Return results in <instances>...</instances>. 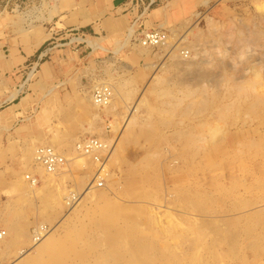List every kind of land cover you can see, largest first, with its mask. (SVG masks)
Listing matches in <instances>:
<instances>
[{"label":"rangeland","instance_id":"1","mask_svg":"<svg viewBox=\"0 0 264 264\" xmlns=\"http://www.w3.org/2000/svg\"><path fill=\"white\" fill-rule=\"evenodd\" d=\"M54 2L55 0H45L43 6L39 7V0H0V67H8L6 60L13 57V54L9 53L7 49L2 51L3 46L10 45L8 39H16L22 44L25 41L28 42L30 38H37L44 33L43 27H35L38 22H34L33 18L38 16L39 9H41V13H47L48 17L49 14H55L52 7ZM135 4L137 6L135 12H138L136 13L138 19H135L137 24L136 22L131 24L126 32L122 31V33L111 35V33L102 32L99 29L96 31L98 33L94 34L90 28L75 31L61 30L48 40L35 58L33 57L13 71L9 70L6 74V78L11 75L14 79L16 76L18 84L23 87L20 90L21 96L18 101L14 104L8 103L4 105L3 109H0V232L5 230L6 236L8 235L0 241V264H22L17 259L18 253L21 249H29L32 246L34 232L40 226L46 229L42 236L53 230V235L59 238L64 245L59 246L54 253L47 254L43 258L45 261L42 260L38 264H46L47 260L52 262L54 255L55 259L58 255H64L66 258L72 257L73 261L79 260L82 256L80 262L75 263L70 261L71 258L70 264L91 263L97 255L96 252L91 251V254H94L92 256L88 247L89 243L96 242V240L98 241L97 245L100 243V245L103 243L111 245H103V247L98 245L99 250L103 248L98 250V255L109 247H114V253L117 256H113L121 264L139 263L134 258L137 257V253L133 249L134 242L135 248L141 249L136 250L143 253V256H138L141 260L139 264H264V0H138ZM28 19L32 21H28ZM53 26L54 24L51 22L46 25L45 29L48 33ZM58 27H60L58 29H62V26ZM152 29L167 31L170 40H172L169 42L173 43L187 32L188 41L191 40L190 59L173 57L174 61L171 59L172 57L166 55L167 52L162 48L150 49L149 53L141 49L144 53L141 55L139 53L140 44L135 41V35L141 31ZM52 30L54 31V29ZM193 46L197 48L196 52H194ZM214 50L216 52L218 50V52L216 53ZM172 61L173 63H171ZM150 63L157 64L158 68L146 69L147 64ZM187 63L194 65L189 66ZM173 70L175 71L173 72ZM191 70L214 73L218 76V82L207 81L196 86L192 79L188 81V77L192 78L191 75L189 76ZM233 76V79L238 78L236 79L238 83L240 82L239 78L243 77L241 78L243 79L241 80L242 84L241 82L239 85L232 83L235 81L231 79ZM258 80L259 83H256ZM109 84L115 85H112L116 92L111 99L114 103L110 101L109 105L99 106L96 109L92 96L101 85ZM179 87L182 91L178 89ZM216 87H218V91L214 90L217 89ZM171 90L172 92H170ZM167 100H169L168 103ZM149 109L150 111H148ZM132 110L135 111L132 112ZM92 113L94 116L97 114L98 117L92 119ZM148 113L150 114L148 115ZM223 115L225 116L222 117ZM229 115L230 117H228ZM116 118H118V122ZM129 122L131 123L129 124ZM182 122L185 124L183 125ZM167 124L170 125L167 126ZM102 126L104 128L101 129ZM180 126L185 127L181 128ZM112 127H115L114 131H112L114 129ZM146 129L153 132H151L155 138L153 143L148 142L146 136H142ZM90 130H93L94 134ZM193 130L196 134L193 133ZM178 132L179 134L176 135ZM169 133L175 134L170 135ZM155 136L160 137L156 140ZM190 137L196 138L195 141L193 142L192 138L189 139ZM55 138L56 140H53ZM88 139L112 143L113 145L108 147L107 151L109 152L114 144H117L116 156L118 157L119 154L120 160L115 157L112 162H109L110 165L108 163L110 171L107 169L106 175L101 182L99 181L102 186L95 180L93 184L98 183L96 186L94 185L93 190L95 191L92 194L95 193V195H90V198L86 197L73 210L70 209L72 203L68 196L76 195L77 199L82 193L81 188H86L87 183L97 173L100 164L104 163L108 156L107 151H105L107 155L102 152L105 157L100 154L99 161H95L92 156L88 157L76 148L78 153L73 151L74 147H77V143ZM199 139L202 149L200 154L196 148V145L200 143ZM188 141L189 143H187ZM135 143L137 145H134ZM213 144L218 148L215 153L218 156L217 168L210 166V157L214 154V149L211 148ZM36 147H52V149L66 154L67 158H64L66 160L64 163L69 162L68 165L60 167L58 169L60 171L54 173L53 177L42 176L37 170L35 162L31 160L37 150ZM31 151L33 152L31 153ZM204 152L208 153L209 160L203 158ZM224 156H229V159ZM193 157L196 158L192 160ZM78 158L82 161H77ZM142 158L143 160H141ZM145 158L147 159L145 160ZM148 159L154 161L151 162ZM179 165L181 167L178 170ZM24 175L38 180L33 187L36 190L34 195L29 191L31 183L27 178L25 180L28 185L25 191L15 187L20 181L18 178H25ZM47 177H50L51 180L47 179V181ZM82 177L86 180L88 178V182L83 183ZM43 180H46L47 183ZM182 182L184 183L182 184ZM67 193L68 195H66ZM99 195L106 198L107 204L116 205L121 210L120 216L123 214V217L119 216L117 223L109 225L108 229L107 226H102V218L99 215H94L106 205L95 200ZM31 198H33L32 201H30ZM75 198L73 203L76 202ZM29 202L32 203L28 204ZM11 208L16 211L10 212ZM47 211L51 214H48ZM19 212L23 215H19ZM140 213L142 215H139ZM98 217L101 219L99 220ZM132 218H134L133 221ZM139 219L140 221H138ZM12 222L15 223L12 224ZM72 224L73 229H82L86 233L85 240L77 244V246H81V249L75 250L77 253L73 251L74 249L72 251L67 249V247L69 248L67 239ZM168 226L171 227L168 228ZM175 226L178 228L176 229ZM10 227L14 230L15 228L17 230L18 227L17 232L16 230L15 232L10 231ZM161 227L163 228L160 229ZM118 231L120 235L117 233ZM164 231L166 232L164 233ZM152 238L155 241H152ZM11 240L14 242L12 246L6 247L5 241ZM113 240L117 243H114ZM137 243L141 248L136 245ZM85 247H87L88 254L91 255L89 258ZM149 247L151 250L153 249L152 252L149 251ZM80 251L81 253H79ZM148 251L151 256L147 255L146 257L145 252L148 254ZM56 252L60 254L56 255ZM62 253L66 255H62ZM129 254L130 256H128ZM120 256L122 257L119 258ZM85 257L87 261L83 260ZM147 258H151V260H147Z\"/></svg>","mask_w":264,"mask_h":264},{"label":"bare ground","instance_id":"2","mask_svg":"<svg viewBox=\"0 0 264 264\" xmlns=\"http://www.w3.org/2000/svg\"><path fill=\"white\" fill-rule=\"evenodd\" d=\"M264 18V17H263ZM241 21L239 20V23H240ZM249 22V21H248ZM247 22V23H248ZM228 23V22H227ZM238 23V24H239ZM243 23V22H242ZM244 23H245V21H244ZM237 24V25H238ZM246 24V23H245ZM184 25H186L185 23H184ZM190 25V24H189ZM194 25V24H193ZM213 25V24H212ZM230 25H232V24H230ZM264 25V24H263ZM241 26V25H240ZM244 26V25H243ZM178 27H179V25H178ZM186 27H188V26H186ZM185 27V28H186ZM190 27V26H189ZM242 27V26H241ZM181 28H182V26H181ZM184 28V27H183ZM216 28V27H215ZM247 28V27H246ZM245 28V29H246ZM177 29V28H176ZM188 29V28H187ZM210 29H211V26H210ZM221 29V28H220ZM223 29V28H222ZM169 30H170V28H169ZM181 30H183V29H181ZM213 30V29H212ZM171 31V30H170ZM184 31V30H183ZM220 31V30H219ZM221 31H223V30H221ZM177 32V31H176ZM193 32V31H192ZM212 32V31H211ZM169 33H171V32H169ZM217 33V32H216ZM251 33H252V31H251ZM177 34V33H176ZM189 34H191L190 32H189ZM210 34V33H209ZM213 34H215V33H213ZM222 34V33H221ZM245 34V33H244ZM173 35V34H172ZM179 35V34H178ZM177 35V36H178ZM198 35V34H197ZM220 35V34H219ZM202 36V35H201ZM211 36H214V35H211ZM222 36V35H221ZM173 37V36H172ZM194 37H195V34H194ZM203 37V36H202ZM204 37H206V36H204ZM196 38V37H195ZM208 38V37H207ZM212 38H214V37H212ZM218 38H219V36H218ZM217 38V39H218ZM225 38V37H224ZM226 38H227V36H226ZM178 39V38H177ZM190 40V39H189ZM194 40V39H193ZM201 40V39H200ZM199 40V41H200ZM247 41H248V39H246ZM169 41H172V40H170V38L162 45V46H160V48L159 49H164V51H166L167 52V54L166 55H168L169 57H172L171 59L172 60H174L173 59V57H179V58H181V59H184V60H188V59H190L189 57H190V41H188V33L186 32L184 35H182L179 39H178V41L177 42H175V43H173V42H169ZM225 41V40H224ZM251 41V40H250ZM194 42V41H193ZM204 42V41H203ZM202 42V43H203ZM219 42V41H218ZM199 43V42H198ZM201 44V43H200ZM226 44V43H225ZM205 45V44H204ZM214 45V44H213ZM226 45H228V44H226ZM198 46V45H197ZM206 46V45H205ZM139 48H140V51H139V53H141V55L142 54H144L143 53V51H141V49L142 50H145V51H148V50H153L152 48H149V47H145V46H143L142 44H140V46H139ZM193 48H194V46H193ZM201 48V47H200ZM241 48V47H240ZM195 49L197 50V48H194V52H196L195 51ZM211 49V48H210ZM223 49V48H222ZM228 49V48H227ZM201 50V49H200ZM204 50V49H203ZM226 50V49H225ZM159 51V50H158ZM161 51H163V50H161ZM215 52H216V50H214ZM217 52H218V50H217ZM216 52V53H217ZM138 53V54H139ZM147 53H149V51L147 52ZM161 53V52H160ZM239 53V52H238ZM146 54V53H145ZM154 54H156V53H154ZM159 54V53H158ZM162 54V53H161ZM192 54V53H191ZM196 55L198 54V53H195ZM199 54H200V52H199ZM210 54V53H209ZM157 55V54H156ZM187 55V56H186ZM145 56V55H144ZM216 57H217V55H216ZM161 58V57H160ZM213 58V57H212ZM233 58V57H232ZM158 60H159V58H157ZM169 59V58H168ZM191 59H192V57H191ZM214 59V58H213ZM264 59V58H263ZM163 60V59H162ZM177 60V59H176ZM175 61V60H174ZM206 61V60H205ZM204 61V62H205ZM217 61V60H216ZM165 62V61H164ZM208 62V61H207ZM218 62V61H217ZM160 63V62H159ZM171 63H173V61L171 62ZM202 63V62H201ZM219 63V62H218ZM165 64V63H164ZM170 64V63H169ZM168 64V65H169ZM189 66L191 65V66H193L194 64H192V63H187ZM196 64V63H195ZM210 64H211V62H210ZM238 64V63H237ZM161 65V64H160ZM167 65V64H166ZM205 65V64H204ZM171 66V65H170ZM170 66H169V68H170ZM198 66V65H197ZM214 66V65H213ZM157 67V64L155 65V64H147V67H146V69H153L154 70V68H156ZM174 67V66H173ZM231 67H233L234 68V66H231ZM125 68V67H124ZM158 68V67H157ZM222 68V67H221ZM161 69V68H160ZM159 69V70H160ZM166 69H167V67H166ZM182 69V68H181ZM204 69V68H203ZM211 69V68H210ZM215 69V68H214ZM213 69V70H214ZM205 70V69H204ZM212 70V69H211ZM222 70V69H221ZM226 70V69H225ZM250 70V69H249ZM175 70H173V72H174ZM216 71V70H215ZM168 72V71H167ZM166 72V73H167ZM211 72V71H210ZM253 72V71H252ZM163 74V73H162ZM168 74V73H167ZM183 74V73H182ZM257 74V73H256ZM159 75H160V73H159ZM164 75V74H163ZM191 75V77L192 78H189L188 77V81H190L191 79H192V81H194V84L197 86V85H200L201 83H204V82H207V81H210V82H213V83H217L218 82V76L216 75V74H214V73H207V72H202V71H200V70H191L190 71V73H189V76ZM229 75V74H228ZM227 75V76H228ZM168 76H170V75H168ZM167 76V77H168ZM155 77V76H154ZM161 77H163L162 75H161ZM184 77V76H183ZM223 77V76H222ZM247 77V76H246ZM256 78H257V76H255ZM158 78V77H157ZM165 78V77H164ZM169 78V77H168ZM234 78V76L233 77H231V79H233ZM241 78H243V77H241ZM241 78H239L240 79V82H241V80H243V79H241ZM260 78V77H259ZM155 79V78H154ZM174 79V78H173ZM177 79V78H176ZM236 79H238V78H236L235 77V79H233V80H235V81H232V83H235V85H237V81L238 80H236ZM167 80H169V79H167ZM177 80H179V79H177ZM255 80H257V79H255ZM106 81H108V80H106ZM148 81V80H147ZM175 81V80H174ZM254 81V80H253ZM105 82V81H104ZM103 82V83H104ZM150 82V81H149ZM172 82V81H171ZM239 82V83H240ZM245 82H247V81H245ZM255 82V81H254ZM99 83V82H98ZM161 83V82H160ZM165 83V82H164ZM163 83V84H164ZM167 83V82H166ZM239 83H238V85H239ZM244 83V82H243ZM248 83V82H247ZM256 83H259V80L256 82ZM255 83V84H256ZM102 84V83H101ZM155 84V83H154ZM162 84V85H163ZM186 84V83H185ZM241 84H242V82H241ZM254 84V83H253ZM113 85V84H112ZM112 85H101V87H99V89H108V91L110 92V95H112V98H113V96H114V94H115V90H114V88L112 87ZM146 85V84H145ZM171 85V84H170ZM175 85V84H174ZM189 85V84H188ZM217 85V84H216ZM113 86H115V85H113ZM164 86V85H163ZM162 86V87H163ZM166 86V85H165ZM221 86V85H220ZM234 86V85H233ZM243 86V85H242ZM245 86V85H244ZM254 86V85H253ZM159 87V86H158ZM157 87V88H158ZM194 87V86H193ZM235 87V86H234ZM154 88V87H153ZM152 88V89H153ZM156 88V87H155ZM161 88V87H160ZM169 88V87H168ZM167 88V89H168ZM175 88V87H174ZM182 88V87H181ZM188 88V87H187ZM192 88V87H191ZM217 89H214V90H217L218 91V87H216ZM241 88V87H240ZM249 88V87H248ZM251 88V87H250ZM264 88V87H263ZM146 89V88H145ZM166 89V88H165ZM172 89H173V87H172ZM178 89H180V87L178 88ZM197 89H198V87H197ZM200 89V88H199ZM206 89V88H205ZM229 89V88H228ZM125 90V89H124ZM157 90V89H156ZM181 90V89H180ZM184 90H186V89H184ZM190 90V89H189ZM208 90V89H207ZM169 91V90H168ZM177 91V90H176ZM182 91V90H181ZM229 91V90H228ZM252 91H253V89H252ZM158 92V91H157ZM170 92H172V90L170 91ZM196 92V91H195ZM213 92V91H212ZM216 92V91H215ZM223 92V91H222ZM250 92V91H249ZM255 92V91H254ZM175 93V92H174ZM234 93V92H233ZM238 93V92H237ZM155 94H156V92H155ZM177 94V93H176ZM180 94V93H179ZM186 94V93H185ZM118 96H119V94H117ZM194 95V94H193ZM156 96V95H155ZM201 96H203V95H201ZM209 96V95H208ZM115 97H117V96H115ZM127 97V96H126ZM180 97V96H179ZM87 98V97H86ZM120 98H121V96H120ZM178 98V97H177ZM194 98V97H193ZM220 98V97H219ZM92 99H93V96H92ZM155 99V98H154ZM165 99V98H164ZM163 99V100H164ZM186 99V98H185ZM90 100V99H89ZM88 100V101H89ZM118 100H119V98H118ZM129 100H130V98H129ZM156 100V99H155ZM184 100V99H183ZM193 100V99H192ZM93 101V100H92ZM146 101V100H145ZM168 101L169 100H167V103H168ZM90 102V101H89ZM121 102V101H120ZM125 102V101H124ZM164 102V101H163ZM185 102V101H184ZM192 102V101H191ZM202 103H203V101H201ZM218 102H219V100H218ZM260 102V101H259ZM263 102V101H262ZM94 103V102H93ZM111 103H114L113 101H111ZM116 103H118L117 101H116ZM130 103V102H129ZM135 103V102H134ZM133 103V104H134ZM137 103V102H136ZM171 103V102H170ZM173 103V102H172ZM174 103H176L175 101H174ZM190 103V102H189ZM202 103H201V105H202ZM205 103H206V101H205ZM212 103V102H211ZM211 103H210V105H211ZM224 103V102H223ZM227 103V102H226ZM258 103V102H257ZM95 104V103H94ZM110 104V103H109ZM108 104V105H109ZM123 104V103H122ZM127 104V103H126ZM160 104V103H159ZM158 104V105H159ZM207 104H209V103H207ZM215 104H217V103H215ZM264 104V103H263ZM113 105V104H112ZM138 105V104H137ZM162 105V104H161ZM167 105V104H166ZM184 105H185V103H184ZM190 105H191V103H190ZM247 105V104H246ZM251 105V104H250ZM95 106H96V109H97V107L99 108V106L98 105H96L95 104ZM114 106V105H113ZM134 106V105H133ZM183 106V105H182ZM206 106V105H205ZM252 106V105H251ZM254 106V105H253ZM121 107V106H120ZM135 107H139V106H135ZM146 107V106H145ZM164 107V106H163ZM174 107V106H173ZM185 107V106H184ZM226 107V106H225ZM224 107V108H225ZM242 107V106H241ZM105 108V107H104ZM109 108V107H108ZM111 108H114V107H111ZM117 108V107H116ZM127 108V107H126ZM128 108H129V106H128ZM131 108H133V107H131ZM148 108V107H147ZM158 108V107H157ZM156 108V109H157ZM165 108V107H164ZM181 108V107H180ZM183 108V107H182ZM206 108V107H205ZM213 108H215V107H213ZM228 108V107H227ZM236 108V107H235ZM244 108V107H243ZM106 109V108H105ZM139 109V108H138ZM137 109V110H138ZM184 109V108H183ZM187 109V108H186ZM198 109H202V108H198ZM204 109V108H203ZM202 109V110H203ZM208 109H210L209 107H208ZM212 109V108H211ZM231 109V108H230ZM233 109V108H232ZM111 110V109H110ZM120 110H122V109H120ZM129 110H131V109H129ZM136 110V109H135ZM135 110H132V112L133 111H135ZM140 110V109H139ZM188 110V109H187ZM194 110V109H193ZM201 110V111H202ZM207 110V109H206ZM148 111H150V109L148 110ZM153 111V110H152ZM205 111V110H204ZM211 111V110H210ZM234 111V110H233ZM233 111H231V112H233ZM240 111V110H239ZM108 112V111H107ZM127 112V111H126ZM159 112V111H158ZM173 112V111H172ZM177 112V111H176ZM187 112V111H186ZM223 112V111H222ZM136 113V112H135ZM153 113V112H152ZM181 113V112H180ZM191 113V112H190ZM93 114V117H91L92 119L94 118V117H96L97 116V114L94 116V113H92ZM131 114V113H130ZM150 113H148V115H149ZM157 114V113H156ZM179 114V113H178ZM223 114V113H222ZM225 114V113H224ZM173 115V114H172ZM195 115V114H194ZM121 116V115H120ZM130 116V115H129ZM191 116H192V114L190 115V118H191ZM197 116V115H196ZM205 116H206V114H205ZM220 116H221V114H220ZM225 115H223L222 117H224ZM235 116V115H234ZM98 117V116H97ZM116 117V116H115ZM122 117V116H121ZM123 117L124 118H126L124 115H123ZM134 117V116H133ZM183 117V116H182ZM189 117V116H188ZM201 117V116H200ZM199 117V118H200ZM204 117V116H203ZM228 117H230V115L228 116ZM156 118H159V117H157L156 116ZM189 118V119H190ZM198 118V117H197ZM214 118V117H213ZM220 118V117H219ZM101 119V118H100ZM117 119L118 118H116V121H117ZM128 119H129V117H128ZM137 119V118H136ZM135 119V120H136ZM151 119H152V117H151ZM188 119V120H189ZM193 119V118H192ZM191 119V120H192ZM195 119V118H194ZM203 119H206V118H203ZM221 119H223V118H221ZM225 119V118H224ZM227 119V118H226ZM96 120V119H95ZM126 120H127V118H126ZM156 120V119H155ZM159 120H160V118H159ZM177 120H179V119H177ZM209 120V119H208ZM231 120V119H230ZM229 120V121H230ZM125 121V120H124ZM134 121V120H133ZM173 121V120H172ZM172 121H171V123H172ZM204 121V120H203ZM90 122H91V120H90ZM118 122V121H117ZM123 122V121H122ZM136 122V121H135ZM153 122V121H152ZM155 122H157V121H155ZM160 122V121H159ZM175 122V121H174ZM199 122V121H198ZM210 122H211V120H210ZM227 122V121H226ZM233 122V121H232ZM131 122H129V124H130ZM140 123V122H139ZM149 123H150V121H149ZM189 123V122H188ZM191 123V122H190ZM189 123V124H190ZM228 123V122H227ZM89 124H91V123H89ZM135 124H137V123H135ZM135 124H134V126H135ZM142 124V123H141ZM140 124V125H141ZM182 124H183V122H182ZM185 124V123H184ZM183 124V125H184ZM189 124H187V125H189ZM193 124H194V122H193ZM195 124H196V122H195ZM204 124V123H203ZM230 124V123H229ZM112 125V124H111ZM110 125V126H111ZM123 125V124H122ZM139 125V124H138ZM154 125H156V124H154ZM168 125H170V124H167V126ZM175 125H178V124H175ZM192 125V124H191ZM235 125V124H234ZM90 126V125H89ZM115 126V125H114ZM134 126H133V128H134ZM166 126V127H167ZM186 126V125H185ZM184 126V127H185ZM190 126V125H189ZM189 126H187V127H189ZM195 126V125H194ZM229 126V125H228ZM227 126V127H228ZM91 127V126H90ZM93 127V126H92ZM116 127V126H115ZM115 127H112V128H114L112 131H114L115 130ZM174 127V126H173ZM181 127V126H180ZM184 127H181V128H184ZM186 127V128H187ZM226 127V128H227ZM101 129L102 128H104V126H102V127H100ZM106 128V127H105ZM143 128H144V126H143ZM163 128V127H162ZM234 128V127H233ZM95 129V128H94ZM96 129H99V128H96ZM121 129V128H120ZM124 129V128H123ZM128 129V128H127ZM139 129V128H138ZM145 129V128H144ZM153 129V128H152ZM157 129V128H156ZM173 129V128H172ZM129 130V129H128ZM130 130H132V129H130ZM140 130V129H139ZM165 130V129H164ZM171 130V129H170ZM187 130V129H186ZM208 130V129H207ZM226 130V129H225ZM87 131V130H86ZM91 131V130H90ZM93 131V130H92ZM91 131V132H92ZM101 131V130H100ZM120 131H123V130H120ZM140 131H142V130H140ZM161 131V130H160ZM163 131V130H162ZM179 131V130H178ZM181 131V130H180ZM184 131V130H183ZM182 131V132H183ZM189 131V130H188ZM192 131V130H191ZM191 131H190V133H191ZM194 131V130H193ZM198 131V130H197ZM89 132V131H88ZM152 131L151 130H149V129H146L145 131H144V133H142V136H146L147 137V139H148V142L150 141V142H152L153 143V140L155 139L154 138V134L152 135V133H151ZM164 132H166V131H164ZM163 132V133H164ZM199 132V131H198ZM218 132V131H217ZM96 133V132H95ZM120 133V132H119ZM124 133H127V131H124ZM129 133H130V131H129ZM188 133V132H187ZM186 133V134H187ZM194 134H196L195 133V131L193 132ZM192 133V134H193ZM225 133V132H224ZM92 134H94L93 132H92ZM98 134V133H97ZM103 134V133H102ZM101 134V135H102ZM122 134V136H123V133H121ZM141 134V133H140ZM139 134V135H140ZM161 134V133H160ZM159 134V135H160ZM170 134V133H169ZM175 134V133H174ZM174 134H170V135H174ZM177 134H179V132L178 133H176V135ZM201 134H203V133H201ZM213 134V133H212ZM215 134V133H214ZM227 134V133H226ZM191 135V134H190ZM121 136V137H122ZM129 136V135H128ZM128 136H127V138H128ZM193 136V135H192ZM202 136V135H201ZM226 136V135H225ZM119 137V136H118ZM117 137V138H118ZM124 137V136H123ZM126 137V136H125ZM131 137V136H130ZM141 137V136H140ZM156 137V136H155ZM160 136H158V137H156V140L159 138ZM173 137V136H172ZM175 137V136H174ZM189 137V136H188ZM228 137V136H227ZM250 137V136H249ZM162 138V137H161ZM183 138H185V137H183ZM192 137H190L189 139H191ZM193 138H194V136H193ZM192 138V140H193V142L195 141V139H193ZM86 139V138H85ZM137 139H138V137H137ZM163 139V138H162ZM174 139V138H173ZM186 139V138H185ZM188 139V140H189ZM202 139V138H201ZM207 139V138H206ZM205 139V140H206ZM51 140V139H50ZM53 140H56V138L55 139H53ZM98 140V139H97ZM103 140V139H102ZM116 140H118V139H116ZM122 140V139H121ZM177 140H179V139H177ZM184 140V139H183ZM191 140V141H192ZM52 141V140H51ZM68 141V140H67ZM99 141V140H98ZM127 141H128V139H127ZM137 141V140H136ZM145 141V140H144ZM164 141H167V140H164ZM181 141V140H180ZM180 141H177V142H180ZM201 140L199 139L198 140V142H200ZM218 141V140H217ZM249 141H251V140H249ZM102 142V141H101ZM113 142V141H112ZM137 142H139V141H137ZM155 142V141H154ZM43 143V142H42ZM69 143V142H68ZM106 143V145H107V143H108V147H109V145H111V144H109L110 142H108V141H106L105 142ZM104 143V144H105ZM134 143V142H133ZM187 143H189V141L187 142ZM186 143V144H187ZM192 143V142H191ZM214 143V142H213ZM258 143V142H257ZM78 144V143H77ZM120 144V143H119ZM121 144H122V146H123V141L121 142ZM264 144V143H263ZM33 145H35V144H33ZM45 145V144H44ZM73 145H74V143H73ZM76 145V144H75ZM113 145V144H112ZM134 145H137L136 143L134 144ZM147 145V144H146ZM195 145H196V142H195ZM248 145V144H247ZM29 146H31V145H29ZM60 146H62V145H60ZM129 146V145H128ZM145 146V145H144ZM143 146V147H144ZM188 146V145H187ZM191 146V145H190ZM112 147V146H111ZM125 147V146H124ZM132 147V146H131ZM134 147H136V146H134ZM133 147V148H134ZM141 147V146H140ZM146 147V146H145ZM189 147V146H188ZM192 147V146H191ZM39 147H36L35 149H38ZM50 148V147H49ZM52 148V147H51ZM54 148V147H53ZM75 148H76V150H77V147L75 146L74 147V150H73V146H72V150L73 151H76L75 150ZM120 148V147H119ZM142 148V147H141ZM162 148V147H161ZM160 148V149H161ZM196 148L198 149V152H199V154H200V151L202 150L201 149V142L199 143V144H197L196 145ZM211 148H213L214 150V154L212 155V157H210V160H211V163H210V166H212L213 168H217V159H218V156L215 154V153H217V146L216 145H212L211 146ZM125 149V148H124ZM138 149V148H137ZM143 149V148H142ZM174 149V148H173ZM181 149H182V147H181ZM188 149V148H187ZM192 149V148H191ZM195 149V148H194ZM55 150V149H54ZM108 150V149H107ZM106 150V151H107ZM117 150H118V145L117 144H114V146L110 149V152L109 151H107L108 152V156H107V159H106V161H104V163H102V164H100V167L98 168V171H97V173L94 175V177L92 178V180L89 182V183H87L88 182V178H87V180L86 179H84L83 177V183H87V186H86V188H84V187H82L81 188V191H82V193H80L79 194V196H78V198L76 199L75 198V196H68V198H69V201H70V203H72L70 206H72L70 209H73L74 210V208H76V205H78V203L80 204L84 199H86V197H89L90 195H95V193L94 194H92L95 190H93L94 189V185L96 186L98 183H99V181H101L102 179H103V177L106 175V170L109 168L108 167V163L109 162H112L113 161V159L115 158V157H117L116 155H117ZM121 150V149H120ZM183 150V149H182ZM184 150H185V148H184ZM56 151V150H55ZM150 151V150H149ZM195 151V150H194ZM205 151V150H204ZM237 151V150H236ZM33 151H31V153H32ZM120 152H122V150L120 151ZM190 152V151H189ZM222 152V151H221ZM56 153H58L62 158H67V157H65V155L66 154H64V153H61V152H58V150L56 151ZM69 153V152H68ZM76 153H78L77 151H76ZM105 153V152H104ZM124 153V152H123ZM193 153V152H192ZM205 153V152H204ZM30 154V153H29ZM71 154V153H70ZM69 154V156H71ZM102 154V153H101ZM106 154V153H105ZM105 154H102V156H104L105 157ZM122 154V153H121ZM157 154V153H156ZM203 154V153H202ZM236 154V153H235ZM107 155V154H106ZM148 155V154H147ZM151 155V154H150ZM68 156V155H67ZM68 156V157H69ZM86 156H88V157H91V155H86ZM124 156V155H123ZM142 156V155H141ZM149 156V155H148ZM156 156V155H155ZM192 156V155H191ZM195 156H197V155H195ZM232 156V155H231ZM235 156V155H234ZM26 157V156H25ZM93 157V156H92ZM118 157H119V154H118ZM117 157V159H119ZM122 157V156H121ZM146 157V156H145ZM153 157V156H152ZM151 157V158H152ZM158 157V156H157ZM171 157V156H170ZM187 157V156H186ZM221 157H223V156H221ZM224 157H226V156H224ZM229 157V156H228ZM228 157H226L227 159H229ZM236 157V156H235ZM82 158V157H81ZM85 158V157H84ZM196 158V157H195ZM194 157L192 158V160L193 159H195ZM203 158H205L206 160H209V157H208V153H205L204 155H203ZM232 158V157H231ZM83 159V158H82ZM88 159V158H87ZM147 158H145V160H146ZM233 159V158H232ZM31 160H33L34 162H35V164H36V166H37V170H39L40 171V173L42 174V176H52V175H54V173H48L45 169H44V167H42L41 165H39L38 163H37V161H36V159H35V155L33 156V159L31 158ZM65 160V159H64ZM80 159L78 158V160L77 161H79ZM120 160V159H119ZM118 160V161H119ZM137 160V159H136ZM141 160H143V158L141 159ZM148 160H150L151 161V159H148ZM157 160V159H156ZM175 160H176V158H175ZM192 160H190L191 162H193ZM223 160H224V158H223ZM28 161V160H27ZM32 161V162H33ZM66 161V160H65ZM80 161H82V160H80ZM117 161V160H116ZM126 161V160H125ZM140 161V160H139ZM152 161H154V160H152ZM151 161V162H152ZM185 161V160H184ZM232 161V160H231ZM119 162H121V161H119ZM147 162V161H146ZM171 162H173V161H171ZM176 162V161H175ZM220 162H223V161H221L220 160ZM67 163H69V162H66V163H64V165L66 164V165H68ZM82 163V162H81ZM84 163V162H83ZM82 163V164H83ZM91 163H92V161H91ZM95 163V162H94ZM118 163V162H117ZM135 163V162H134ZM138 163V162H137ZM174 163V162H173ZM179 163V162H178ZM121 163H119V165H120ZM179 164H181V162L179 163ZM192 164V163H191ZM29 165H31L30 164V162H29ZM109 165H110V163H109ZM114 165V164H113ZM136 165H138V164H136ZM146 165V164H145ZM147 165H149V164H147ZM154 165V164H153ZM174 165V164H173ZM88 166H89V164H88ZM91 166V165H90ZM121 166V165H120ZM144 166V165H143ZM150 166V165H149ZM182 166H183V164H182ZM221 166V165H220ZM27 167H28V165H27ZM96 167V166H95ZM112 167V166H111ZM145 167H147V166H145ZM179 167H181L180 165L178 166V170H179ZM219 167V166H218ZM25 168V167H24ZM32 168V167H31ZM90 168V167H89ZM118 169H119V167H117ZM144 168V167H143ZM183 168V167H182ZM113 169V168H112ZM118 169H116V170H118ZM146 169H148V168H146ZM150 169V168H149ZM177 169V168H176ZM36 170V171H37ZM95 170V169H94ZM109 170V169H108ZM145 170V169H144ZM209 170V169H208ZM60 171V170H59ZM58 171V172H59ZM110 171V170H109ZM131 171V170H130ZM133 171V170H132ZM140 171H141V169H140ZM150 171V170H149ZM57 172V171H56ZM56 172H55V174H56ZM172 172H173V170H172ZM176 172V171H175ZM184 172V171H183ZM94 173V172H93ZM213 173H215V172H213ZM217 173V172H216ZM218 173H220V172H218ZM25 174V173H24ZM112 174V173H111ZM26 175V174H25ZM24 175V176H25ZM114 175V174H113ZM175 175H178V174H175ZM192 175V174H191ZM213 175V174H212ZM59 176V175H58ZM186 176V175H185ZM22 177V176H21ZM53 177V176H52ZM57 177V176H56ZM81 177V176H80ZM26 178H28V176L26 177L25 176V178H21L20 179V177L18 178L20 181L15 185V187L18 189V190H23V191H25L26 190V187H27V183H26ZM187 178V177H186ZM192 178V177H191ZM41 179H43L42 177H41ZM51 180L50 179V177H47L46 178V180ZM106 179V178H105ZM109 179V178H108ZM107 179V180H108ZM46 180H43V181H46ZM47 180V181H48ZM79 181H80V178L78 179ZM96 180V182H98L97 184L95 183V184H93L94 183V181ZM47 181H46V183H47ZM78 181V182H79ZM56 182V181H55ZM42 183V182H41ZM50 183V182H49ZM48 183V184H49ZM80 183V182H79ZM79 183H78V185H79ZM81 183H82V180H81ZM80 183V184H81ZM184 182H182V184H183ZM44 184V183H43ZM54 184H57V183H54ZM30 185V189L31 190H29V191H31V193L34 195V193H35V189L33 188V187H35L33 184H29ZM190 185V184H189ZM40 186H41V184H40ZM178 186H179V184H178ZM76 187H77V185H76ZM81 187V186H80ZM216 187H218V186H216ZM37 188V187H36ZM38 188H39V186H38ZM47 188V187H46ZM57 188V187H56ZM62 188V187H61ZM78 188V187H77ZM188 188V187H187ZM205 188V187H204ZM47 189H49V188H47ZM51 189V188H50ZM53 189V188H52ZM80 189V188H79ZM82 189H84V190H82ZM97 189V188H96ZM190 189V188H189ZM42 190V189H41ZM44 190V189H43ZM55 190V189H54ZM56 190H58V188L56 189ZM38 191V190H37ZM45 191V190H44ZM74 191V190H73ZM173 191V190H172ZM189 191V190H188ZM205 191H206V189H205ZM50 192V191H49ZM54 192H56V191H54ZM61 192H63V191H61ZM70 192H72V191H70ZM45 193V192H44ZM52 193H53V191H52ZM58 193H59V191H58ZM66 193V192H65ZM168 193V192H167ZM172 193V192H171ZM189 193V192H188ZM196 193V192H195ZM25 194V193H24ZM28 194V193H27ZM197 194V193H196ZM30 195V194H29ZM39 195V194H38ZM55 195H57V194H55ZM59 195V194H58ZM66 195H68V193L66 194ZM153 195V194H152ZM27 196V195H26ZM41 196H42V194H41ZM41 196H39V197H41ZM62 196V195H61ZM154 196V195H153ZM188 196V195H187ZM191 196H193V195H191ZM34 197H36V196H34ZM65 197V196H64ZM93 197V196H92ZM95 197V196H94ZM119 197V196H118ZM168 197H171V196H168ZM185 197V196H184ZM196 197V196H195ZM38 198V197H37ZM41 198H44V197H41ZM60 199H61V197H59ZM76 199V202H72L73 201V199ZM90 198V197H89ZM96 198L97 199H95L96 201H98V203H104V204H106L104 207H102L99 211H97V212H95L94 213V215H99L101 218H99V220L101 219V224H102V226L104 227V226H107V229L110 227L109 225H112L113 223H117V220H119V216H120V212H121V210L115 205H112V204H107V200H106V198L105 197H102L101 195H99V196H96ZM115 198V197H114ZM200 198H201V196H200ZM32 199L33 198H31V200L30 201H32ZM56 199H58V197H56ZM166 199V198H165ZM188 199V198H187ZM191 199H193V198H191ZM20 200V199H19ZM59 200V199H58ZM92 200V199H91ZM90 200V201H91ZM119 200V199H118ZM169 200V199H168ZM189 200V199H188ZM93 201V200H92ZM157 201V200H156ZM60 202V201H59ZM65 202V201H64ZM68 202V201H67ZM123 202V201H122ZM166 202V201H165ZM169 202V201H168ZM13 203V202H12ZM11 203V204H12ZM30 203H32V202H29L28 204H30ZM50 203V202H49ZM94 203V202H93ZM97 203V204H98ZM118 203H119V201H118ZM121 203V202H120ZM173 203V202H172ZM27 204V203H26ZM27 204V205H28ZM44 204V203H43ZM67 204V203H66ZM87 204V203H86ZM170 204V203H169ZM168 204V205H169ZM192 204V203H191ZM31 205H33V204H31ZM68 205V204H67ZM85 205V204H84ZM120 205V204H119ZM122 205V204H121ZM196 205V204H195ZM11 206V205H10ZM12 206H14V205H12ZM36 206V205H35ZM150 206V205H149ZM148 206V207H149ZM154 206V205H153ZM153 206H151V207H153ZM163 206V205H162ZM181 207H182V205H180ZM59 207H62V206H59ZM96 207V206H95ZM144 207V206H143ZM158 207H160V206H158ZM173 207V206H172ZM171 207V208H172ZM175 207V206H174ZM173 207V208H174ZM185 207V206H184ZM187 207V206H186ZM13 208V207H12ZM12 208H11V210H10V212H14V211H16V210H12ZM170 208V209H171ZM244 208H245V206H244ZM10 209V208H9ZM14 209V208H13ZM19 209V208H18ZM22 209H23V207H22ZM42 209V208H41ZM98 209V208H97ZM141 209V208H140ZM149 209H150V207H149ZM164 209V208H163ZM21 210V209H20ZM36 210V209H35ZM57 210V209H56ZM59 210H60V208H59ZM151 210V209H150ZM42 211V210H41ZM49 211V210H48ZM47 211V212H48ZM55 211V210H54ZM58 211V210H57ZM91 211V210H90ZM140 211V210H139ZM158 211H160L159 209H158ZM162 211V210H161ZM167 211H168V209H167ZM40 212V211H39ZM46 212V213H47ZM141 212V211H140ZM151 212V211H150ZM155 212V211H154ZM169 212V211H168ZM179 212H181V211H179ZM7 213V212H6ZM16 213V212H15ZM21 212H19V215H23V214H20ZM53 213V212H52ZM147 213V212H146ZM156 213H157V211H156ZM156 213H153V214H156ZM167 213V212H166ZM40 214V213H39ZM48 214H51V213H49L48 212ZM148 214V213H147ZM152 214V215H153ZM174 214H176L175 212H174ZM179 214V213H178ZM18 215V214H17ZM19 215H18V217H19ZM41 215V214H40ZM39 215V216H40ZM123 215V214H122ZM121 215V216H122ZM133 215V214H132ZM136 215V214H135ZM134 215V216H135ZM139 215H142V213H140ZM157 215H158V213H157ZM161 215V214H160ZM166 215V214H165ZM171 215V214H170ZM183 215V214H182ZM13 216V215H12ZM120 216V217H121ZM125 216H127V215H125ZM124 216V217H125ZM129 216V215H128ZM127 216V217H128ZM137 216V215H136ZM148 216V215H147ZM154 216V215H153ZM159 216V215H158ZM174 216V215H173ZM172 216V217H173ZM185 216V215H184ZM14 217H16V216H14ZM22 217V216H21ZM123 217V216H122ZM130 217V216H129ZM155 217V216H154ZM195 217V216H194ZM63 218V217H62ZM94 218V217H93ZM138 218V217H137ZM140 218V217H139ZM155 218H157V217H155ZM161 218V217H160ZM159 218V219H160ZM185 218V217H184ZM196 218V217H195ZM194 218V220H196ZM199 218V217H198ZM20 219V218H19ZM30 219V218H29ZM68 219V218H67ZM83 219V218H82ZM121 219V218H120ZM133 219L134 218H132V221H133ZM143 219V218H142ZM166 219V218H165ZM175 219V218H174ZM69 220V219H68ZM147 220H148V218H147ZM155 220V219H154ZM173 220V219H172ZM199 220V219H198ZM6 221V223H7V220H5ZM5 221H3V222H5ZM71 221V220H70ZM87 221V220H86ZM138 221H140V219L138 220ZM144 222H145V220H143ZM151 221H153V220H151ZM157 221V220H156ZM167 221H169L170 222V220H167ZM174 221V220H173ZM60 222V221H59ZM143 222V223H144ZM168 222V223H169ZM178 222V221H177ZM15 223V222H14ZM13 222H12V224H14ZM135 223H137V222H135ZM147 223H149V222H147ZM157 223V222H156ZM166 223V222H165ZM172 223V222H171ZM174 223V222H173ZM5 224V223H4ZM11 224V223H10ZM11 224V225H12ZM20 224H22V223H20ZM93 224H95V223H93ZM92 224V225H93ZM129 224H131V223H129ZM138 224V223H137ZM100 225V224H99ZM138 225H140V224H138ZM142 225V224H141ZM157 225H158V223H157ZM163 225V224H162ZM162 225H160V226H162ZM167 225V224H166ZM18 226V225H17ZM72 226V229L69 231V238L67 239V241H68V243H67V245H69V248L67 247V249H69V250H73V251H78L77 249H79L80 247L79 246H77V244H79L80 243V241H82V240H85V238H86V233H85V231L84 230H82V229H78V230H76V229H73V224L71 225ZM109 226V227H108ZM145 226V225H144ZM154 226V225H153ZM159 226V227H160ZM92 227V226H91ZM145 227H147V226H145ZM164 227V226H163ZM163 227H161L160 229H162ZM169 227H171V226H168V228ZM174 227V226H173ZM36 228V227H35ZM44 227L43 226H40V227H38L36 230L38 231L39 229H43ZM96 228L98 229V225L96 226ZM102 228V227H101ZM123 228V227H122ZM127 228V227H126ZM175 228H176V226H175ZM178 228V227H177ZM176 228V229H177ZM20 229V228H19ZM104 229V228H103ZM138 229V228H137ZM147 229V228H146ZM150 229V228H149ZM151 229H152V226H151ZM150 229V230H151ZM159 229V228H158ZM10 231H12V232H15V230H16V228H15V230H14V228H12V227H10V229H9ZM17 230H18V227H17ZM17 230H16V232H17ZM119 230V229H118ZM125 230V229H124ZM5 231V230H4ZM9 231V232H10ZM35 231V230H34ZM119 231H121V230H119ZM117 232L118 234L120 233V232ZM136 231V230H135ZM173 231V230H172ZM22 232V231H21ZM20 232V233H21ZM97 232V231H96ZM125 232H126V230H125ZM157 232V231H156ZM162 233H163V231H161ZM166 231H164V233H165ZM168 232V231H167ZM171 232V231H170ZM19 233V232H18ZM31 233V232H30ZM53 233H54V231L53 230H51L48 234L46 233L43 237H42V240H40L39 242H34V237L32 238L33 239V244H32V246L31 247H29V249H21L20 251H19V253H18V261L19 262H22V264L24 263V264H32V263H35V264H38L39 262H42V260L43 261H45V259H43L47 254H49V253H54V251H56V249L59 247V246H62V245H64L63 243H61L60 242V239L59 238H57L56 236H54L53 235ZM95 233V232H94ZM116 233V234H117ZM136 233V232H135ZM6 234L7 233H5V235H3V236H1V238H0V241H2L3 240V238L6 236ZM14 234V233H13ZM127 234H128V232H127ZM133 234V233H132ZM11 235V234H10ZM18 235V234H17ZM111 235V234H110ZM120 235V234H119ZM138 235V234H137ZM152 235V234H151ZM8 236V235H7ZM6 236V237H7ZM26 236V235H25ZM24 236V237H25ZM93 237H94V235H92ZM102 236V235H101ZM109 236V235H108ZM116 236V235H115ZM125 236V235H124ZM129 236V235H128ZM158 236V235H157ZM16 237V236H15ZM19 237V236H18ZM22 237V236H21ZM104 237V236H103ZM111 237V236H110ZM109 237V239H111ZM121 237V236H120ZM119 237V238H120ZM152 237V236H151ZM27 238V237H26ZM88 238V237H87ZM99 238V237H98ZM114 238V237H113ZM116 238V237H115ZM132 238V237H131ZM23 239V238H22ZM22 239H20V240H22ZM102 239V238H101ZM100 239V240H101ZM135 239V238H134ZM150 239V238H149ZM13 240H15V239H13ZM19 240V239H18ZM88 240H90L91 241V239L90 238H88ZM112 240V239H111ZM116 240V239H115ZM125 240V239H124ZM16 241V240H15ZM89 241V242H90ZM107 241H109L108 239H107ZM107 241H105V242H107ZM114 241V240H113ZM152 241H155V240H153V238H152ZM96 242H98L97 240H96ZM96 242H93V243H89V250H90V254H91V251H94V252H96V255H97V257L94 259V260H92L91 261V263H88V262H86V263H88V264H121V262H118V260H116L115 259V257L117 256V255H115V249H114V247H112V248H108L106 251H104V252H100L99 253V255H98V250H99V247H98V245H100V244H98L97 245V243ZM101 242H102V240H101ZM112 242V241H111ZM126 242V241H125ZM131 242V241H130ZM14 242H12V240L11 241H5V246L6 247H8V246H12V244H13ZM103 243V242H102ZM109 243V242H108ZM114 243H117V242H115L114 241ZM138 243H139V241H138ZM136 244V245H138V247L140 246L139 244H141V243H139V244ZM131 245H132V242L130 243ZM26 245V244H25ZM103 245H105V246H111V245H109V244H104L103 243ZM103 245H100V246H102L103 247ZM121 245V244H120ZM119 245V246H120ZM88 246V245H87ZM104 246V247H105ZM122 246V245H121ZM150 246V245H149ZM124 247V246H123ZM14 248V247H13ZM86 248V252H87V247H85ZM106 248V247H105ZM140 248H141V246H140ZM142 248H144V247H142ZM216 248V247H215ZM1 249V248H0ZM81 249V248H80ZM101 249H103V248H101ZM100 249V250H101ZM121 249V248H120ZM133 249H135V251H136V253H137V257H134V258H136V262L138 261L139 263H140V261L141 260H139V258H138V256L140 255V256H143L142 254H141V251L139 252L138 250H141V249H138L137 247L135 248V242L133 243ZM136 249H138V250H136ZM148 249V248H147ZM157 249V248H156ZM65 250V249H64ZM83 250V251H84ZM99 250V251H100ZM151 249H150V247H149V251H150ZM153 250V249H152ZM152 250H151V252H152ZM155 250V249H154ZM6 251H8V250H6ZM5 251V252H6ZM59 251V250H58ZM75 251V252H76ZM123 251L125 252V249H123ZM127 252H128V250H126ZM148 251V252H149ZM9 252V251H8ZM64 252V251H63ZM66 253H68L67 251H65ZM74 252V253H75ZM130 252V251H129ZM144 252V251H143ZM155 252V251H154ZM59 253V252H58ZM58 253L56 252V255H58ZM70 253V252H69ZM73 253V254H74ZM77 253V252H76ZM79 253H81V251L79 252ZM84 253V252H83ZM150 253V252H149ZM146 254V252H145V255H146V257H147V255L149 256H151V253L150 254ZM60 254V253H59ZM63 254H65V253H62V255ZM87 254H88V252H87ZM90 254H88V258L92 255H90ZM125 254V253H124ZM154 254V253H153ZM152 254V255H153ZM66 255V254H65ZM90 255V256H89ZM94 255V254H93ZM92 255V256H93ZM113 255H115V257L113 256ZM53 256V255H52ZM70 256V255H69ZM79 256V255H78ZM85 256H86V254H85ZM124 256V255H123ZM128 256H130V254L128 255ZM49 257L51 258V256L49 255ZM48 257V258H49ZM57 258L55 259V255L52 257V262H49L48 260L46 261L47 263L46 264H52V263H54L55 264V262L56 261H58V262H56V264L57 263H59V264H70V262H69V260L72 258H69V257H65L64 255L63 256H60V255H58V256H56ZM82 257V256H81ZM81 257L79 258V260H81ZM95 257V256H94ZM93 257V258H94ZM114 257V258H113ZM122 256H120L119 258H121ZM126 257V256H125ZM154 257V256H153ZM152 257V258H153ZM47 258V259H48ZM49 258V259H50ZM76 258V257H75ZM92 258V257H91ZM144 258H145V256H144ZM154 258H156V257H154ZM84 259H86V257L85 258H83V260ZM51 260V259H50ZM68 260V261H67ZM79 260H77V261H79ZM130 260V259H129ZM142 260H144V259H142ZM147 260H151V258L149 259V258H147ZM147 260H144L145 262L147 261ZM152 260H155V259H152ZM70 261H72V262H77V261H73V258H72V260H70ZM85 261V260H84ZM86 261H87V259H86ZM143 261V262H144ZM15 262V261H14ZM49 262V263H48ZM71 262V263H72ZM80 262V261H79ZM82 262V261H81ZM134 262V261H133ZM73 263V264H74ZM83 263V262H82ZM123 263V262H122ZM128 263H129V261H128ZM138 263V264H139ZM150 263V262H149ZM154 263H155V261H154ZM12 264V263H11ZM41 264V263H40ZM43 264V263H42ZM84 264V263H83Z\"/></svg>","mask_w":264,"mask_h":264},{"label":"crops","instance_id":"3","mask_svg":"<svg viewBox=\"0 0 264 264\" xmlns=\"http://www.w3.org/2000/svg\"><path fill=\"white\" fill-rule=\"evenodd\" d=\"M45 0H39V7L43 6ZM138 0H55L52 7L55 14L41 13L33 18L38 22L35 27H43L44 33L37 38H30L25 43H19L16 39H8V44L3 46L2 51H9L13 54L11 59L6 60L8 67H0V109L4 105L15 103L20 98V90L23 85L18 84L17 77L6 78L9 70L13 71L20 65L27 63L45 47L46 43L57 32L61 30H72L90 28L93 33L97 29L102 32L119 34L126 32L128 27L138 19L135 12ZM165 17V15H164ZM28 21H32L28 19ZM54 24L50 32H47L46 25ZM137 24V22H136ZM45 26V27H44ZM62 26V29H58ZM54 29V31L52 30ZM14 73V72H13ZM15 74V73H14Z\"/></svg>","mask_w":264,"mask_h":264},{"label":"built area","instance_id":"4","mask_svg":"<svg viewBox=\"0 0 264 264\" xmlns=\"http://www.w3.org/2000/svg\"><path fill=\"white\" fill-rule=\"evenodd\" d=\"M169 39L167 31L161 29H152L141 31L135 35V41L145 47L158 49ZM112 99V95L108 89H97L93 95V102L98 106H106ZM108 146L101 141L95 139L84 140L77 144V150L84 155L93 156L95 161H99V155L105 152ZM35 159L39 165L44 167L48 173H55L60 167L64 165V158H62L56 151L49 147H39L35 151ZM27 180L36 185L38 180L33 177H28ZM101 182V181H100ZM99 182V184H101ZM102 186V184L100 185ZM46 231L45 228L36 230L34 232V241L39 242L42 240V235ZM5 235L4 231L0 232L1 236Z\"/></svg>","mask_w":264,"mask_h":264}]
</instances>
